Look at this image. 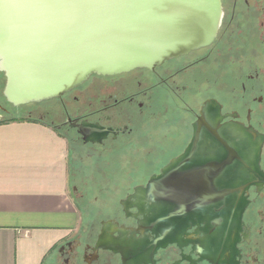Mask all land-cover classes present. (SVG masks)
<instances>
[{"label": "flooded vegetation", "instance_id": "obj_1", "mask_svg": "<svg viewBox=\"0 0 264 264\" xmlns=\"http://www.w3.org/2000/svg\"><path fill=\"white\" fill-rule=\"evenodd\" d=\"M220 2L213 42L153 69L17 108L2 90L0 122L49 124L73 171L97 166L71 174L82 226L53 264H264V0Z\"/></svg>", "mask_w": 264, "mask_h": 264}, {"label": "water", "instance_id": "obj_2", "mask_svg": "<svg viewBox=\"0 0 264 264\" xmlns=\"http://www.w3.org/2000/svg\"><path fill=\"white\" fill-rule=\"evenodd\" d=\"M221 16L220 0H0L3 96L17 108L153 69L209 46Z\"/></svg>", "mask_w": 264, "mask_h": 264}, {"label": "crops", "instance_id": "obj_3", "mask_svg": "<svg viewBox=\"0 0 264 264\" xmlns=\"http://www.w3.org/2000/svg\"><path fill=\"white\" fill-rule=\"evenodd\" d=\"M67 140L40 120L0 122V264H53L80 231Z\"/></svg>", "mask_w": 264, "mask_h": 264}, {"label": "rangeland", "instance_id": "obj_4", "mask_svg": "<svg viewBox=\"0 0 264 264\" xmlns=\"http://www.w3.org/2000/svg\"><path fill=\"white\" fill-rule=\"evenodd\" d=\"M4 82H5L4 77L0 76V95H1L3 87H4ZM16 118H24V117H22V115H17ZM73 167L74 166H73V164H72V162L70 160L71 174H72V172L73 173L75 172L76 174H78V179L83 178L85 175L87 177H89V175H92L93 173H97V169H96L97 166H94V165H91V166L90 165H85V164H82L80 166L78 165L74 171H73ZM90 168H91V170H90ZM70 183H71V186H72V182H70Z\"/></svg>", "mask_w": 264, "mask_h": 264}]
</instances>
